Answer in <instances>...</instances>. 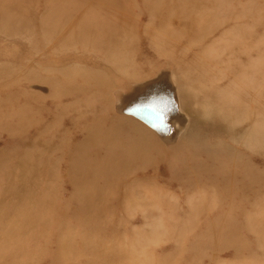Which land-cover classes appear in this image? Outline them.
I'll list each match as a JSON object with an SVG mask.
<instances>
[{"label": "rangeland", "instance_id": "obj_1", "mask_svg": "<svg viewBox=\"0 0 264 264\" xmlns=\"http://www.w3.org/2000/svg\"><path fill=\"white\" fill-rule=\"evenodd\" d=\"M16 1L12 16L0 10V257L16 261L20 240L3 245L4 229L26 215L13 214L14 197L33 190L47 217L30 264L53 263L69 231L55 229L58 210L73 214L67 155L108 116L107 127L131 136L113 161L132 142L150 154L135 164L133 205L104 206L112 223L101 244L123 263L125 252L136 264H264V0H118L122 41L107 31L104 45L92 30L82 35L76 14L45 28L49 0ZM216 98L234 110L226 124L199 107ZM48 187L60 204L41 197ZM100 220L86 231L70 215L66 226L81 238ZM37 252L46 254L36 262Z\"/></svg>", "mask_w": 264, "mask_h": 264}, {"label": "bare ground", "instance_id": "obj_2", "mask_svg": "<svg viewBox=\"0 0 264 264\" xmlns=\"http://www.w3.org/2000/svg\"><path fill=\"white\" fill-rule=\"evenodd\" d=\"M121 1V0H120ZM201 1V0H199ZM206 1V0H204ZM52 10L44 19V27L52 30L56 26L55 18L71 17L72 14H76L72 20L78 19L76 23L82 35L92 30L95 33V43L97 45H104L107 40L108 31L117 41H122L121 30L119 24L122 23L121 19L124 17V13L117 9V5L121 8V3L118 0H108L111 9L109 10L106 5L103 7L106 9V14H99L98 11L85 7L79 0H49ZM16 0H0V10L4 13V16H12V9L15 8ZM189 3H185L181 6V10H188ZM82 12V16H78V12ZM124 11V10H123ZM180 11V12H182ZM80 14V15H81ZM65 18V19H66ZM204 25V24H203ZM201 26V25H200ZM167 35V34H164ZM216 102L221 104H205L199 106L202 108L203 113H206L203 117L216 121L217 119L224 124L229 120V114H233L234 110H230L229 114H226V99H217ZM208 113V114H207ZM108 116L104 119L98 120L92 127L88 126L87 136L84 143L71 149L67 155L68 157V170L66 177L74 187V195L72 197V204L69 207L72 211L73 218H76L81 222L82 228L87 227L86 224H90L89 221L93 219H101V223L97 228L95 234L87 233L81 238H76L78 235L71 228H67L66 220L70 215H67V207L64 206L63 210H58V218L55 223V229L57 231L69 230L64 237L59 238V254L53 258L51 264H82V258L86 259L85 264H136L135 260H128L125 252L121 255L125 261L121 262L119 259L120 254L118 251L108 248L105 244H101L99 239L105 240L106 232L105 228L112 222L109 219H102L103 214L108 210V207L103 210L104 206L109 204L115 197H122L124 204L129 206L133 205V201L128 199L133 183L130 181L135 174V164H137L138 158L142 157L146 152L150 154V151L139 153V144L132 142L131 145L124 149L129 152L127 158L123 156L118 162L113 161V154L115 150L122 146V142L127 139L131 140L130 133L118 134L114 128L108 126ZM230 133V130H229ZM121 137L122 140H121ZM70 160V161H69ZM1 172V171H0ZM44 174V172H43ZM53 175L54 173H49ZM35 177L31 173V178ZM101 182L103 184L101 185ZM125 183H128L127 185ZM125 184V185H124ZM102 186V187H101ZM105 186V187H103ZM104 190L103 195L106 197L103 201H100V189ZM10 191V190H8ZM11 194V192H9ZM49 201L48 197L56 204H60V196L54 193L53 189L45 188L41 196ZM15 201H12L13 214L19 210L26 208V215L23 219H19L17 216L12 215L11 223L6 230V240L3 245H10L11 241H18L19 243L13 244L17 249L16 253H13L16 261L14 264H30L31 260L29 254L30 243L36 238H40L42 232L46 229L42 228V224L39 220L40 214L36 213V208L40 197L38 198L34 191H29V196H15ZM5 198H0V203ZM113 208V206H111ZM67 213V214H65ZM47 215H41L40 219H45ZM93 224V223H91ZM79 225V224H78ZM94 226V224H93ZM92 226V227H93ZM30 229L32 234L26 233L25 230ZM90 229V227H89ZM103 229V233L101 230ZM61 236V235H60ZM65 239V240H64ZM78 239L80 241H78ZM47 238L44 237V241ZM93 240H97L93 242ZM46 253L42 255V252H37L36 262L40 260ZM0 256L3 253L0 251ZM117 260V261H116ZM0 264H8V261L0 257Z\"/></svg>", "mask_w": 264, "mask_h": 264}]
</instances>
